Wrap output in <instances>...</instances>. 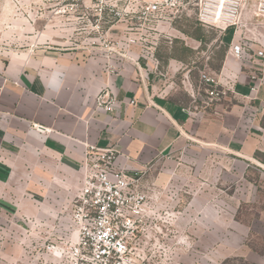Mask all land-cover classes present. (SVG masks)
I'll return each mask as SVG.
<instances>
[{
  "label": "crops",
  "instance_id": "1",
  "mask_svg": "<svg viewBox=\"0 0 264 264\" xmlns=\"http://www.w3.org/2000/svg\"><path fill=\"white\" fill-rule=\"evenodd\" d=\"M11 3L0 0V27L23 21L10 18ZM98 16L101 35L82 31L74 39L72 25L48 13L17 43L0 33L1 183L10 179L4 177L9 168L17 169L9 158L42 165L40 178L50 187L44 208L54 217L70 210L82 188L89 145L115 148L116 165L130 176L170 155L184 135L243 157L264 153L263 20L245 11L237 34L235 28L220 34L224 49L211 70L227 95L211 109L193 111L192 96L176 98L146 61L153 53L133 45L144 41L145 30L133 29L126 18L112 21L107 12ZM103 41L117 43L126 59L109 55ZM232 45L244 48L241 58ZM170 58L171 66L182 61ZM105 90L118 101L113 112L97 107Z\"/></svg>",
  "mask_w": 264,
  "mask_h": 264
},
{
  "label": "rangeland",
  "instance_id": "2",
  "mask_svg": "<svg viewBox=\"0 0 264 264\" xmlns=\"http://www.w3.org/2000/svg\"><path fill=\"white\" fill-rule=\"evenodd\" d=\"M18 1L11 3L10 18L23 21L0 27V33L15 39L10 44L32 31L45 13L70 23L74 39L99 20L96 0ZM153 1L118 0V5L122 10L131 2L138 17L141 5ZM198 2L182 0L179 11L165 12L154 30H145L149 41L133 42L153 53L146 61L169 81L176 98L192 96L188 107L193 111L223 101L211 103L208 87L201 82L203 73L216 76L211 67L219 65L224 48L217 43L220 32L198 22ZM199 29L203 40L188 41L185 34L196 36ZM170 55L182 61L171 66ZM9 161L17 169L9 168L4 177L10 179L0 181V264H74L68 253L77 243L72 205L51 217L44 208L50 187L40 178L45 174L42 165L17 157ZM139 176L152 217L145 235L136 239L140 259L150 264H264V153L243 157L184 135L170 155ZM52 245L55 250L49 251Z\"/></svg>",
  "mask_w": 264,
  "mask_h": 264
},
{
  "label": "built area",
  "instance_id": "3",
  "mask_svg": "<svg viewBox=\"0 0 264 264\" xmlns=\"http://www.w3.org/2000/svg\"><path fill=\"white\" fill-rule=\"evenodd\" d=\"M14 1L16 5L20 4L18 0ZM112 1L96 0L95 11L99 15L110 13L112 21L126 18L133 24V29L147 31L154 30L158 18L165 12L179 11L183 4L182 0H155L141 5L140 16L134 17L137 11L131 2L121 10L118 0ZM194 6L198 7V22L208 30H218L220 34L230 28H235L237 34L245 11L264 19V0H199ZM133 19L139 24H134ZM84 32L101 35V25L96 23L93 29H84ZM141 40L146 42L148 36ZM115 44L103 41L109 55L126 59ZM230 51L238 58L244 54L240 45H232ZM108 68L111 73L117 69L112 65ZM200 78L208 87L211 103L220 102L227 95L216 76L203 73ZM96 102L98 109L106 112H113L118 105L117 99L106 90ZM118 156L119 152L113 147H87V172L70 214L77 235L76 245L68 250L74 264H150L145 257L140 259V255L135 253L136 239L141 234L145 235L148 221L152 218L148 196L140 188L142 178L139 174L130 176L116 165ZM48 250H55V246L48 247Z\"/></svg>",
  "mask_w": 264,
  "mask_h": 264
},
{
  "label": "trees",
  "instance_id": "4",
  "mask_svg": "<svg viewBox=\"0 0 264 264\" xmlns=\"http://www.w3.org/2000/svg\"><path fill=\"white\" fill-rule=\"evenodd\" d=\"M201 30H202V29H199V30H198V35H196V36L194 35V36H195L198 40H201V41H202V40H203V32H202V34H201Z\"/></svg>",
  "mask_w": 264,
  "mask_h": 264
}]
</instances>
